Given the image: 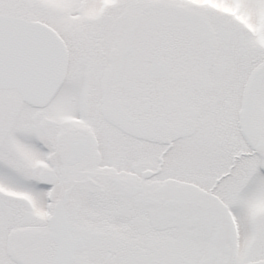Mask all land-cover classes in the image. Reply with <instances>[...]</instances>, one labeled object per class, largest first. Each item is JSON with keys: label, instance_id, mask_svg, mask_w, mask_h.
<instances>
[{"label": "snow or ice", "instance_id": "1", "mask_svg": "<svg viewBox=\"0 0 264 264\" xmlns=\"http://www.w3.org/2000/svg\"><path fill=\"white\" fill-rule=\"evenodd\" d=\"M0 264H264V0H0Z\"/></svg>", "mask_w": 264, "mask_h": 264}]
</instances>
